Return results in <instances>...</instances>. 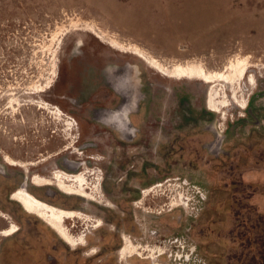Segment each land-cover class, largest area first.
<instances>
[{
	"label": "rangeland",
	"instance_id": "obj_1",
	"mask_svg": "<svg viewBox=\"0 0 264 264\" xmlns=\"http://www.w3.org/2000/svg\"><path fill=\"white\" fill-rule=\"evenodd\" d=\"M91 31L166 67L225 72L245 59L255 82L217 81V99L229 101L223 114L206 106L209 83L171 79L139 60L137 98L106 108L89 101L86 61L74 54L125 52ZM120 107L130 133L113 131L115 148L137 133L143 140L123 152L147 141L155 164L124 191L103 174L89 136L110 130L99 112ZM84 171L94 172L90 197L30 181ZM25 175L38 198L77 212L64 226L87 245H69L11 198ZM172 199L181 205L171 210ZM0 210V229L17 226L0 235V264H144L121 259L125 236L143 254L162 250L158 264H264V0H0Z\"/></svg>",
	"mask_w": 264,
	"mask_h": 264
},
{
	"label": "bare ground",
	"instance_id": "obj_2",
	"mask_svg": "<svg viewBox=\"0 0 264 264\" xmlns=\"http://www.w3.org/2000/svg\"><path fill=\"white\" fill-rule=\"evenodd\" d=\"M91 32L94 33L101 42L110 46V48L125 52V54L116 55H95L91 53L86 54L87 51L85 50L83 51V56H80L81 58L78 54H74L76 61H79L80 59L86 61L84 75H86L88 80L86 87H89V101L91 102L92 100L101 98L103 103H105L106 108L116 105L118 98H121V101L124 103L137 98V88L141 85L138 82V71L136 68V64L139 60L146 62L156 72L171 79H197L204 83H209L210 86L206 97V106L210 110L216 112H222V107L229 104L227 98L221 100L217 99L220 97L218 96L220 92L214 87V84L217 81H223L229 84H239L241 79L246 78L248 84H254L255 82L252 75H247V62L245 59L236 58L234 61H231L225 72L207 71L197 62L176 63L172 66L166 67L157 60L146 55L135 45L123 46V44H120L115 39L105 40L102 37V34H97L93 31ZM106 64L107 66H105ZM73 86L72 88L74 89ZM229 97L230 100L232 99V101L236 103L239 102L234 91ZM240 102L238 103V106L244 107L245 105L243 102ZM123 113L126 114L125 107L106 109L105 111L99 112L97 115L103 119L104 123L107 124L110 130L106 131V133H98V130L95 129L94 133L89 134L94 143V149L103 154V157L99 160V163L103 167V174L107 171L111 174L115 181V189L117 191L134 189L133 185H137L138 180H141L139 176L147 175L149 173V168L152 165H155L149 160V158H147L151 156V150L147 141H144L145 145H143L139 151L136 148H133L131 151L126 153L123 152L132 144L135 145L139 140H143L139 138L137 133L131 140H124L125 143L123 144V147L115 148V145H120L121 142L119 138L117 139V137L114 136L113 131L118 129L122 132L130 133L125 127L119 126L117 118ZM222 113L225 114V112ZM99 129L102 131L105 128L99 126ZM70 132H73V128H71ZM4 160L10 165L18 164L7 156ZM20 165H23V163ZM69 167L72 168L74 166L69 165ZM90 174H94V172L84 171L71 175L56 174L50 177L34 174L31 176L30 181L38 186L55 184L67 194H74L82 197L88 195L90 197V195L87 194L88 184L86 177V175L88 176ZM118 176H120L119 179L117 178ZM25 178L26 175L24 176L21 186L11 193V198L20 204V206H22L27 212L36 214L43 219L69 245L75 246V248L80 244L83 246L87 245L88 241L84 238L83 233H80L78 236H73L64 226L65 218L78 215L77 212L57 207L38 198L27 188ZM150 191V188L144 189L143 196L147 195ZM178 201L179 199H172L171 210L174 207L181 205ZM0 216L4 219L8 218L3 210H0ZM16 231V224L8 223L6 227L0 229V235L10 236L15 234ZM124 240V245L118 252L121 259L138 256L141 257L144 264H158L156 258L163 254L162 250L157 252L149 249L146 254H143L131 239L125 236Z\"/></svg>",
	"mask_w": 264,
	"mask_h": 264
}]
</instances>
